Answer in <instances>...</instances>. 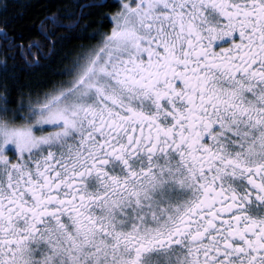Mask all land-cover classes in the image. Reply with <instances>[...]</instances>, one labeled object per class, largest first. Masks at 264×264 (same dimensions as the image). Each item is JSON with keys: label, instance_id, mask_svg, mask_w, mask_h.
<instances>
[{"label": "snow or ice", "instance_id": "obj_1", "mask_svg": "<svg viewBox=\"0 0 264 264\" xmlns=\"http://www.w3.org/2000/svg\"><path fill=\"white\" fill-rule=\"evenodd\" d=\"M117 5L0 0V264H264V0Z\"/></svg>", "mask_w": 264, "mask_h": 264}, {"label": "trees", "instance_id": "obj_2", "mask_svg": "<svg viewBox=\"0 0 264 264\" xmlns=\"http://www.w3.org/2000/svg\"><path fill=\"white\" fill-rule=\"evenodd\" d=\"M89 0H19L20 4L28 3L31 5L28 9L20 8L19 11L24 12V18L13 23V30L15 35L17 36V43L27 44L32 40H41V35L39 32V25L41 21H44L45 16L50 15L51 13L59 14L58 10L61 9L64 5H74L76 3L79 4H87ZM109 7H106L102 11L106 13H112L118 10V5L116 7H112V5L116 4V0H108ZM85 12L89 11L88 9L84 10ZM93 19H99V17H93ZM48 27H52L50 22L45 21ZM2 27V26H0ZM96 28V25H93L92 28L89 29V32H92ZM111 24L106 23L104 26L105 31H110ZM68 34L65 29H60L57 33V36ZM56 39V37H52ZM95 41L90 39H75L71 42V44L67 45V47L62 50L58 46V50H60L61 55L64 52L69 51V49H76L78 52L77 46L80 44H92ZM75 54V53H73ZM3 57L0 56V59ZM17 61H19V57H17ZM59 58L51 57L47 62H44V67H38L33 70H28L23 73V76L26 80L32 82H43L49 79L52 80H62L64 77L52 75V69L57 68L59 66ZM67 63V62H65Z\"/></svg>", "mask_w": 264, "mask_h": 264}, {"label": "flooded vegetation", "instance_id": "obj_3", "mask_svg": "<svg viewBox=\"0 0 264 264\" xmlns=\"http://www.w3.org/2000/svg\"><path fill=\"white\" fill-rule=\"evenodd\" d=\"M65 79V78H64Z\"/></svg>", "mask_w": 264, "mask_h": 264}]
</instances>
